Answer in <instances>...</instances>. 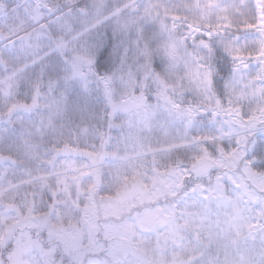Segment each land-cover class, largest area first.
Masks as SVG:
<instances>
[{"label": "snow or ice", "instance_id": "6c2138e0", "mask_svg": "<svg viewBox=\"0 0 264 264\" xmlns=\"http://www.w3.org/2000/svg\"><path fill=\"white\" fill-rule=\"evenodd\" d=\"M0 264H264V0H0Z\"/></svg>", "mask_w": 264, "mask_h": 264}, {"label": "rangeland", "instance_id": "374dc122", "mask_svg": "<svg viewBox=\"0 0 264 264\" xmlns=\"http://www.w3.org/2000/svg\"><path fill=\"white\" fill-rule=\"evenodd\" d=\"M237 2H238V0H237Z\"/></svg>", "mask_w": 264, "mask_h": 264}]
</instances>
